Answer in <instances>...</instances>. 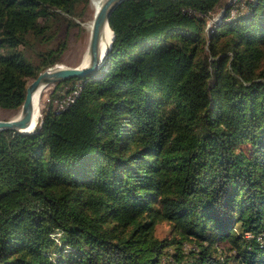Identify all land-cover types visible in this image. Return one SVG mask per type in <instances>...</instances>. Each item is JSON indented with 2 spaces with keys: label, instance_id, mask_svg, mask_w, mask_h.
Returning <instances> with one entry per match:
<instances>
[{
  "label": "trees",
  "instance_id": "1",
  "mask_svg": "<svg viewBox=\"0 0 264 264\" xmlns=\"http://www.w3.org/2000/svg\"><path fill=\"white\" fill-rule=\"evenodd\" d=\"M88 4L0 0V109ZM109 26L98 70L0 131V264H264V0H129Z\"/></svg>",
  "mask_w": 264,
  "mask_h": 264
},
{
  "label": "water",
  "instance_id": "2",
  "mask_svg": "<svg viewBox=\"0 0 264 264\" xmlns=\"http://www.w3.org/2000/svg\"><path fill=\"white\" fill-rule=\"evenodd\" d=\"M129 0H101L94 9L88 44V61L85 65L75 67H63L54 65L40 72L32 80L25 93L24 101L16 117L9 120H0V131L14 130L20 134H30L34 131L38 119H35L38 111V102L36 94L49 85L69 80L71 78H83L98 70L104 63L108 52L110 51L114 34L109 26V19L113 11L123 2ZM111 32V40L108 46H105L107 31ZM38 93V94H39Z\"/></svg>",
  "mask_w": 264,
  "mask_h": 264
},
{
  "label": "rangeland",
  "instance_id": "3",
  "mask_svg": "<svg viewBox=\"0 0 264 264\" xmlns=\"http://www.w3.org/2000/svg\"><path fill=\"white\" fill-rule=\"evenodd\" d=\"M93 12H94V9H92L90 5V0H89L87 11L85 15L83 16V18L78 16L74 19L75 20L74 22L77 24V26H74V27L70 26L69 29L66 31H65L66 25L63 26L60 34H61L62 40L65 38L67 46L63 52L61 61L56 65L63 66V67H75L80 64L85 65L87 63L88 61L87 51H88L89 36H90V29L88 27V24L92 20ZM218 14H219V10L215 12L214 14H211V18L213 19L217 18ZM31 81L32 80H30V82ZM69 87L70 86L68 84L64 88H61V89L59 88L56 90V93L63 94L65 93V90ZM54 88H55V84H52L42 89L40 93V99L38 102V111H39L38 120L41 116V109L49 101V96L54 91ZM57 101L58 100L53 101L54 108H57L58 106ZM18 111L19 110L9 111V110L0 109V120L12 119L17 116ZM169 229L170 227L168 224L160 225L159 230H158L159 231L158 235L161 237L165 235L167 236V234H169Z\"/></svg>",
  "mask_w": 264,
  "mask_h": 264
},
{
  "label": "bare ground",
  "instance_id": "4",
  "mask_svg": "<svg viewBox=\"0 0 264 264\" xmlns=\"http://www.w3.org/2000/svg\"><path fill=\"white\" fill-rule=\"evenodd\" d=\"M100 1L101 0H90V5H91V7H92V9H95L98 5H99V3H100ZM87 25V24H86ZM90 26H91V22L88 24V27H89V29H90ZM86 29V28H85ZM89 31V30H88ZM110 40H111V32H109V30L107 31V34H106V40H105V46H108L109 45V43H110ZM87 60H88V56H87ZM39 93V92H38ZM36 94V100L38 101L39 99H40V93L39 94ZM73 101V99L71 100V102ZM38 117H39V114L38 113H36V117H35V119H38Z\"/></svg>",
  "mask_w": 264,
  "mask_h": 264
},
{
  "label": "built area",
  "instance_id": "5",
  "mask_svg": "<svg viewBox=\"0 0 264 264\" xmlns=\"http://www.w3.org/2000/svg\"><path fill=\"white\" fill-rule=\"evenodd\" d=\"M74 94H75V95L77 94V90H75L72 94H70V95L64 97L63 100L61 99L60 101H57V105H58V106H57L56 109L61 110V109H63L65 106H67V105L71 102V100H72V96H73Z\"/></svg>",
  "mask_w": 264,
  "mask_h": 264
}]
</instances>
